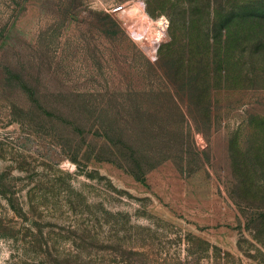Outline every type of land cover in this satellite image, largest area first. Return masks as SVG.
I'll use <instances>...</instances> for the list:
<instances>
[{"label":"rangeland","instance_id":"rangeland-1","mask_svg":"<svg viewBox=\"0 0 264 264\" xmlns=\"http://www.w3.org/2000/svg\"><path fill=\"white\" fill-rule=\"evenodd\" d=\"M0 264H264V0H0Z\"/></svg>","mask_w":264,"mask_h":264},{"label":"built area","instance_id":"built-area-1","mask_svg":"<svg viewBox=\"0 0 264 264\" xmlns=\"http://www.w3.org/2000/svg\"><path fill=\"white\" fill-rule=\"evenodd\" d=\"M121 9H122V6L121 5H118V6L114 7L112 10H113V12H118Z\"/></svg>","mask_w":264,"mask_h":264}]
</instances>
